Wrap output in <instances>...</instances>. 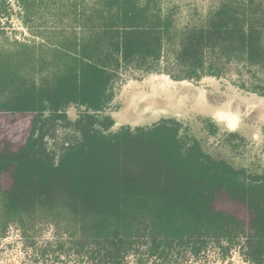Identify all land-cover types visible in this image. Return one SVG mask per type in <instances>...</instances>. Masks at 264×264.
Returning a JSON list of instances; mask_svg holds the SVG:
<instances>
[{
    "label": "trees",
    "instance_id": "obj_1",
    "mask_svg": "<svg viewBox=\"0 0 264 264\" xmlns=\"http://www.w3.org/2000/svg\"><path fill=\"white\" fill-rule=\"evenodd\" d=\"M13 14L46 47L10 39ZM231 62L264 70V0H218L183 26L158 0H0V230L44 217L98 264L210 244L264 264V167L208 152L175 118L111 131L104 113L130 73L199 80Z\"/></svg>",
    "mask_w": 264,
    "mask_h": 264
},
{
    "label": "rangeland",
    "instance_id": "obj_2",
    "mask_svg": "<svg viewBox=\"0 0 264 264\" xmlns=\"http://www.w3.org/2000/svg\"><path fill=\"white\" fill-rule=\"evenodd\" d=\"M218 0H158L162 11L172 13L183 26L212 8ZM46 30V23L43 26ZM4 29L10 39L43 42L46 31L28 28L13 14ZM222 74L199 80H175L162 72L126 75L104 113L114 119L111 131L121 126H150L162 118L179 120L208 152L226 158L235 166L264 167V95L251 90L264 85V70L239 62L222 63ZM38 78L46 70L27 71ZM241 83L246 88L240 86ZM67 116L74 120L80 108L71 105ZM211 129L216 127L217 133ZM233 133V134H232ZM27 223V224H26ZM25 228L10 224L0 230V264H98L77 245L78 233L56 227L44 217H34ZM125 264H249L238 248L210 244L197 257L180 248L163 259L149 256L145 247L125 258Z\"/></svg>",
    "mask_w": 264,
    "mask_h": 264
}]
</instances>
